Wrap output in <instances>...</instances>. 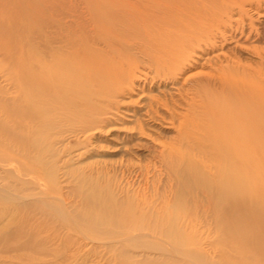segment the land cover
I'll use <instances>...</instances> for the list:
<instances>
[{
  "label": "bare ground",
  "instance_id": "bare-ground-1",
  "mask_svg": "<svg viewBox=\"0 0 264 264\" xmlns=\"http://www.w3.org/2000/svg\"><path fill=\"white\" fill-rule=\"evenodd\" d=\"M255 22L264 27V0H0V245L43 252L23 217L42 193L16 172L51 178L41 166L56 155L55 138H90L126 94L150 119L164 120L163 110L175 120L167 100L146 97L149 84L188 99L192 118L180 125L191 150L174 154L177 199L149 214L154 225H130L144 214L88 189V203L108 212L88 220L167 243L159 262L121 251L114 264H202L195 252L205 264H264V48L253 47L255 64L227 59L206 80L176 84L197 49L259 38ZM201 222L214 226L209 251Z\"/></svg>",
  "mask_w": 264,
  "mask_h": 264
},
{
  "label": "rangeland",
  "instance_id": "rangeland-1",
  "mask_svg": "<svg viewBox=\"0 0 264 264\" xmlns=\"http://www.w3.org/2000/svg\"><path fill=\"white\" fill-rule=\"evenodd\" d=\"M257 23L252 36L254 31L260 36L252 37L251 42L234 38L222 44L218 42L215 48L197 49L193 61L184 70L186 74L178 76V87H184L182 79L188 74L194 82L206 80L227 59L255 64L253 47L264 48V27ZM146 91L147 98L155 95L167 100L177 113L175 120L163 110L160 112L164 120L150 119L139 103L136 104L138 97L126 94L120 98V112L90 138L83 139L71 132L55 138L52 149L56 155L52 159L48 156V163L41 166V172L51 178L41 179L38 170L33 174L16 172L20 178L32 182L27 185L28 190L42 193L39 194L41 201H35L34 209L25 210L23 217L27 227L35 229V239L42 244L43 252L16 253L13 246H9V252L1 244L0 264H114L121 251L160 261L166 253L164 248L168 247L165 241L154 236L142 237L140 232L128 231L122 224L94 223L86 218L88 214H108L99 204L88 203L86 194L94 184L107 199L123 207L132 205L137 216L144 214L134 216L130 225L142 221L154 225L149 214L160 217L177 199L179 182L175 171L182 166L174 154L191 150L183 140L185 125H180L192 118L189 102L176 90L165 87L147 84ZM52 165L54 169L50 172ZM33 166L28 164L30 169ZM197 226L198 236L205 242L204 250L209 251L208 244L215 242L214 226L210 222ZM209 254L214 259L219 257L217 250ZM195 255L199 263H207L202 253L195 252Z\"/></svg>",
  "mask_w": 264,
  "mask_h": 264
}]
</instances>
